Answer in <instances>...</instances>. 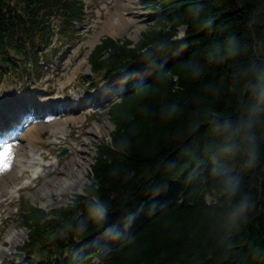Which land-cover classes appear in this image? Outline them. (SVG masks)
<instances>
[{
  "label": "trees",
  "instance_id": "1",
  "mask_svg": "<svg viewBox=\"0 0 264 264\" xmlns=\"http://www.w3.org/2000/svg\"><path fill=\"white\" fill-rule=\"evenodd\" d=\"M144 3L139 38L104 37L88 59L101 79L125 68L148 78L111 104L84 193L22 206L25 248L52 264L114 227L113 244L82 264H264V0ZM83 7L0 0V64L38 59Z\"/></svg>",
  "mask_w": 264,
  "mask_h": 264
},
{
  "label": "rangeland",
  "instance_id": "2",
  "mask_svg": "<svg viewBox=\"0 0 264 264\" xmlns=\"http://www.w3.org/2000/svg\"><path fill=\"white\" fill-rule=\"evenodd\" d=\"M84 2L86 21L78 25V38L69 44L58 61L42 69V76L37 79L28 77L23 83H15V78L0 77V95L8 103L7 106L13 95H22L35 104L40 102L38 104L42 108H56L63 104V107L72 109L70 112L55 114H48L43 109L45 117L31 122L32 125L35 124L31 135L19 138L15 145H6L0 149V258H4L6 249L13 253L14 245L25 238V228L16 219L19 200L22 197L28 198L45 210L67 204L73 195L84 192L95 145L109 139L113 123L103 115V106H99V102L106 101L101 98L103 87L90 91L86 87L88 83L82 85L85 80L83 75L90 73L87 52L104 36L136 41L150 23V9L144 0ZM125 75L124 73L117 79L123 80ZM24 83L27 85L24 86ZM85 97L94 100V109L79 106ZM55 100L61 101L58 105H52ZM73 101L76 103L71 104ZM96 108L99 109L95 111ZM31 146L41 151L37 155L43 171L36 179L31 178L29 171L24 175L20 169L21 162L19 163L21 160L25 164V160L30 158ZM63 146L68 151L56 158L54 153ZM82 169H86V177L80 186ZM19 181H27L28 184L16 190L15 197L7 199V194ZM7 238L8 242H5Z\"/></svg>",
  "mask_w": 264,
  "mask_h": 264
},
{
  "label": "bare ground",
  "instance_id": "3",
  "mask_svg": "<svg viewBox=\"0 0 264 264\" xmlns=\"http://www.w3.org/2000/svg\"><path fill=\"white\" fill-rule=\"evenodd\" d=\"M4 118V116L1 114L0 115V119H3ZM33 128H35V124L34 125H32L31 126V128H28V129H26L20 136L22 137H27V136H29V135H31V130L33 129ZM18 135V136H19ZM33 147H31V149H32ZM37 151V149H32L31 150V152H30V156H32V155H34V152H36ZM31 159H32V157H31ZM39 168L40 167H36V169H34L33 171H32V173H33V176H35V174L39 171ZM85 177H86V169H82V174L80 175V181H81V183H80V186L82 185V183L84 182V180H85ZM81 188V187H80ZM71 192V191H70ZM70 192H68V193H70ZM67 193V194H68ZM67 194L65 195V197H64V200H66V196H67Z\"/></svg>",
  "mask_w": 264,
  "mask_h": 264
}]
</instances>
